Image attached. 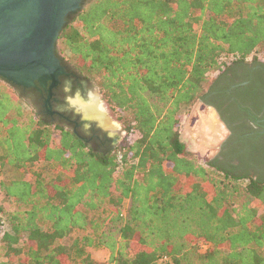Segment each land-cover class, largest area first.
Masks as SVG:
<instances>
[{
    "label": "trees",
    "instance_id": "obj_1",
    "mask_svg": "<svg viewBox=\"0 0 264 264\" xmlns=\"http://www.w3.org/2000/svg\"><path fill=\"white\" fill-rule=\"evenodd\" d=\"M57 50L127 137L88 145L0 78V165L32 175L0 182L15 206H0V264H97L92 248L109 264H264V172L226 152L201 160L181 130L203 100L232 128L230 150L249 144L264 166V91L223 84L237 65L264 67V0H89Z\"/></svg>",
    "mask_w": 264,
    "mask_h": 264
},
{
    "label": "water",
    "instance_id": "obj_2",
    "mask_svg": "<svg viewBox=\"0 0 264 264\" xmlns=\"http://www.w3.org/2000/svg\"><path fill=\"white\" fill-rule=\"evenodd\" d=\"M79 3L80 0H0V78L14 86L32 85L36 80L45 85L51 79L52 96L58 76L65 73L55 54L56 44L67 14L84 10ZM92 100L94 97L89 96L84 105ZM70 104L83 118V124L98 123L106 128L86 116L80 103L70 99Z\"/></svg>",
    "mask_w": 264,
    "mask_h": 264
},
{
    "label": "flooded vegetation",
    "instance_id": "obj_3",
    "mask_svg": "<svg viewBox=\"0 0 264 264\" xmlns=\"http://www.w3.org/2000/svg\"><path fill=\"white\" fill-rule=\"evenodd\" d=\"M88 1L89 0H80L79 6L85 7ZM79 12L80 10L77 9L68 13L65 17L63 28L67 25L68 20H73ZM55 54L60 60L62 66L65 68V73L58 76V84L55 88H53L52 96H50L49 92L53 84L51 79L48 80L45 85H43L38 80H36L32 85H15L17 89L16 91H18L19 95H22L28 101V103L32 105L39 115L47 118L51 123H55L56 125L72 130L88 145L93 147H102L103 149L115 147L113 140L107 135L108 133L105 129L101 128L98 123H91L88 126L83 124L81 115H79L75 111V108L71 106L69 98L73 97V95L79 90L84 91L90 88V83L85 81L74 69L63 64L57 49ZM231 82H236L237 84L231 85L230 89L227 90L229 94H232V91L237 87L245 86H250L251 88L255 89L252 92L261 93V91H264V67L260 65L254 67L237 65L230 71V73L227 75V78H224L223 80L224 85L231 84ZM245 93L246 91L244 90V92L241 93L239 97H246L247 95ZM234 101L235 98H232L226 102L224 104V109H227ZM201 102L203 105H205V107L216 112L221 125L227 131L226 138L216 149V155L212 159L220 157L222 153L226 152V156L223 157L225 162L235 163V165H241V163L244 162L243 167L247 168L248 170L258 173L264 172L263 165H258L256 162L253 163L251 158V152H253V149L249 144H247L240 151L234 152L230 150L229 140L231 135L234 133L232 132V128L223 120L219 110H217L215 106H212L203 100ZM263 116L264 115L262 114V119L258 120L256 122L257 124L261 125L264 122ZM241 124L242 122H236L235 125L231 126H240ZM262 127V133H264V125H262ZM252 134L253 133H248L246 136L249 137ZM234 144H238V141H235Z\"/></svg>",
    "mask_w": 264,
    "mask_h": 264
},
{
    "label": "rangeland",
    "instance_id": "obj_4",
    "mask_svg": "<svg viewBox=\"0 0 264 264\" xmlns=\"http://www.w3.org/2000/svg\"><path fill=\"white\" fill-rule=\"evenodd\" d=\"M198 28L199 27L196 26V29ZM259 55L261 54L259 53ZM79 96L81 98L77 99ZM89 96H93L94 100L101 106L103 115L106 118L105 120H107L106 123L108 124V127L106 126L104 129L107 131V135L113 140V144L115 146L119 145L127 137L123 123L118 119V116L113 113L104 95L96 85L90 84V88L87 90L77 91L73 97L69 98V101L72 99L74 102L80 103L78 105L82 106V104L84 105V103L86 104L89 101H87ZM79 100H85V102ZM181 115L184 117L181 129L182 139L186 143L188 149L198 155L201 160L212 159L216 155V149L227 136V131L221 125L216 112L205 107V105L199 101L191 108L183 109ZM2 180H32V175L26 170H18L8 165H0V182ZM2 205L10 211L15 209V206L8 202L0 192V206ZM127 206L128 203L126 207ZM8 229V225L4 223L3 227L0 229V238ZM89 253L97 264H109L108 251L92 248L89 249Z\"/></svg>",
    "mask_w": 264,
    "mask_h": 264
},
{
    "label": "bare ground",
    "instance_id": "obj_5",
    "mask_svg": "<svg viewBox=\"0 0 264 264\" xmlns=\"http://www.w3.org/2000/svg\"><path fill=\"white\" fill-rule=\"evenodd\" d=\"M82 106H83V110H84L86 116L94 118V119L98 120L101 123V125L108 127V124L106 123L107 120H105L106 118L102 112V108H101V106H99L97 101L93 100L89 104L82 105ZM212 120H214V119H212Z\"/></svg>",
    "mask_w": 264,
    "mask_h": 264
}]
</instances>
